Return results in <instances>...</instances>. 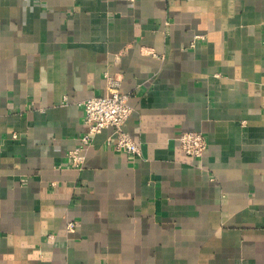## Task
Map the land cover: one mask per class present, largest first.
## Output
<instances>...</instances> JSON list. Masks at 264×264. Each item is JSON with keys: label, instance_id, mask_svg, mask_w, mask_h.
<instances>
[{"label": "crops", "instance_id": "crops-1", "mask_svg": "<svg viewBox=\"0 0 264 264\" xmlns=\"http://www.w3.org/2000/svg\"><path fill=\"white\" fill-rule=\"evenodd\" d=\"M0 264H264V0H0Z\"/></svg>", "mask_w": 264, "mask_h": 264}, {"label": "built area", "instance_id": "built-area-1", "mask_svg": "<svg viewBox=\"0 0 264 264\" xmlns=\"http://www.w3.org/2000/svg\"><path fill=\"white\" fill-rule=\"evenodd\" d=\"M107 93L104 97H93L81 103L84 109V125L87 132L80 138V145L69 153L70 165L80 169L85 163V150L93 143L94 137L104 129L112 128L116 135V152L139 155L140 147L124 131V125L133 113L129 104L130 95L122 92V80L106 75ZM111 143V140H109ZM183 152L191 157L202 158L208 150L207 138L201 132H184L179 138ZM69 230L76 228L75 222L67 224Z\"/></svg>", "mask_w": 264, "mask_h": 264}]
</instances>
